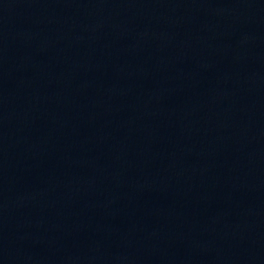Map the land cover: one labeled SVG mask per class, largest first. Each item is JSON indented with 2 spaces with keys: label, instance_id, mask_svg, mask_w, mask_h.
Masks as SVG:
<instances>
[{
  "label": "water",
  "instance_id": "obj_1",
  "mask_svg": "<svg viewBox=\"0 0 264 264\" xmlns=\"http://www.w3.org/2000/svg\"><path fill=\"white\" fill-rule=\"evenodd\" d=\"M0 138L264 264V0H0Z\"/></svg>",
  "mask_w": 264,
  "mask_h": 264
}]
</instances>
